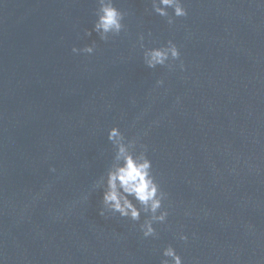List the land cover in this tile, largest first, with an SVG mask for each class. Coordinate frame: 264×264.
<instances>
[{
	"label": "water",
	"instance_id": "95a60500",
	"mask_svg": "<svg viewBox=\"0 0 264 264\" xmlns=\"http://www.w3.org/2000/svg\"><path fill=\"white\" fill-rule=\"evenodd\" d=\"M112 3L125 29L102 41L97 0H0V264H160L169 245L264 264V0H181L172 25L151 0ZM168 41L173 69L146 67ZM113 127L167 193L156 238L143 213L98 215Z\"/></svg>",
	"mask_w": 264,
	"mask_h": 264
},
{
	"label": "clouds",
	"instance_id": "9594fccd",
	"mask_svg": "<svg viewBox=\"0 0 264 264\" xmlns=\"http://www.w3.org/2000/svg\"><path fill=\"white\" fill-rule=\"evenodd\" d=\"M97 19L93 25L95 31L102 41L109 39V34L117 36L125 29L122 20L126 13L114 7L112 0H97ZM152 10L161 17L166 18L167 23L172 25L175 18H185L187 10L183 7L181 0H151ZM172 9V16L166 9ZM85 31V36L90 35ZM143 37H141V40ZM143 47V45H141ZM95 44L82 49L73 47L72 53L92 54ZM144 63L149 69L157 66L173 69L170 61L180 60V52L172 41L166 46L144 51ZM181 71L184 70L183 62L179 64ZM157 85L163 84L158 80ZM108 141L114 148L113 162L107 173L100 177L93 185L94 189H102L101 206L98 215L105 219L119 215L132 222H139L141 213L145 215L143 223L139 225L143 238H156L157 233L153 224H163L167 220L168 212L163 210V201L167 199L160 185L152 174L151 161L146 156V146L139 143L138 138L127 139L118 128H111L108 132ZM55 171V169H50ZM131 197V199H129ZM87 199V197H84ZM135 201V204L132 201ZM181 241H187L185 235H180ZM164 259L160 264H182L181 257L174 248L169 245L162 251Z\"/></svg>",
	"mask_w": 264,
	"mask_h": 264
}]
</instances>
